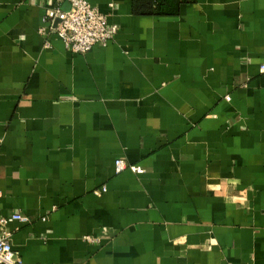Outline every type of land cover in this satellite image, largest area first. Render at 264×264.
<instances>
[{
  "label": "crops",
  "instance_id": "1",
  "mask_svg": "<svg viewBox=\"0 0 264 264\" xmlns=\"http://www.w3.org/2000/svg\"><path fill=\"white\" fill-rule=\"evenodd\" d=\"M88 1L119 29L80 54L40 33L68 0H0V217L28 218L8 224L13 249L24 264H264V0L174 15Z\"/></svg>",
  "mask_w": 264,
  "mask_h": 264
},
{
  "label": "built area",
  "instance_id": "2",
  "mask_svg": "<svg viewBox=\"0 0 264 264\" xmlns=\"http://www.w3.org/2000/svg\"><path fill=\"white\" fill-rule=\"evenodd\" d=\"M68 1L69 10H64L60 5L46 8L40 33L57 34L70 51L80 54L87 53L97 44L106 45L114 40L118 26L110 24L107 16L96 6L88 0ZM261 68L264 70V65ZM125 169L135 173L145 172L140 165L129 164L121 158L116 159V172L120 173ZM102 191H106V186L102 187ZM14 220L27 221L28 218L19 212L0 217V264H24L13 249L12 231L8 229V224Z\"/></svg>",
  "mask_w": 264,
  "mask_h": 264
},
{
  "label": "trees",
  "instance_id": "3",
  "mask_svg": "<svg viewBox=\"0 0 264 264\" xmlns=\"http://www.w3.org/2000/svg\"><path fill=\"white\" fill-rule=\"evenodd\" d=\"M186 0H134V12L140 14L174 15Z\"/></svg>",
  "mask_w": 264,
  "mask_h": 264
},
{
  "label": "water",
  "instance_id": "4",
  "mask_svg": "<svg viewBox=\"0 0 264 264\" xmlns=\"http://www.w3.org/2000/svg\"><path fill=\"white\" fill-rule=\"evenodd\" d=\"M62 8H63L64 10H69V8H70V2H69V1L66 2V3L62 6Z\"/></svg>",
  "mask_w": 264,
  "mask_h": 264
}]
</instances>
